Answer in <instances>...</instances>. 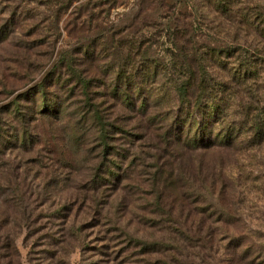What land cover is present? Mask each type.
Segmentation results:
<instances>
[{"label": "rangeland", "instance_id": "1", "mask_svg": "<svg viewBox=\"0 0 264 264\" xmlns=\"http://www.w3.org/2000/svg\"><path fill=\"white\" fill-rule=\"evenodd\" d=\"M183 51L225 92L233 144L178 136ZM124 75L144 109L121 102ZM254 121L264 132V0H0L2 261L264 264Z\"/></svg>", "mask_w": 264, "mask_h": 264}, {"label": "trees", "instance_id": "2", "mask_svg": "<svg viewBox=\"0 0 264 264\" xmlns=\"http://www.w3.org/2000/svg\"><path fill=\"white\" fill-rule=\"evenodd\" d=\"M178 50L180 49L178 48ZM192 56L195 58L194 62L200 58V55ZM177 61L181 62L179 67ZM171 62L172 68L177 70L176 73L178 75L177 80L173 83V91L179 102V107L182 108V112L185 110V118L179 121L175 120L178 136L185 138L186 144L191 148L209 149L213 146H222L223 144L225 146L227 144L228 146L233 144L242 134L241 127H238L235 134L234 131L232 132L233 128L218 130L217 127L227 122V115L223 107L224 103L220 98V94L225 93L221 86H209L208 78L211 76L208 75L200 62L198 67H195V65L193 67L192 61L185 51L181 54L180 59L179 57L178 60L171 59ZM156 68L157 66L155 65L153 69L146 71L143 75V80L154 79L157 76ZM126 76L124 75L125 83H121L122 77L118 79L121 84L117 85V92L121 102L132 105L129 101L131 99L129 93L136 92L139 96L138 102H140V108L144 109L149 104V100H151L150 96L142 99L141 94L143 91L141 87L132 84L133 81ZM14 113L20 114L18 106L14 108ZM251 128L255 131L254 135L258 136L263 133V138V128L258 122L254 121ZM169 132L172 133V127L169 129ZM21 138L22 143H24L25 135ZM101 139L104 141L105 148H107L108 146L105 143L107 136L103 135ZM5 241L7 248L11 249V260L12 256L17 252L15 243L8 234L5 235ZM2 259L4 257L0 255V264H4ZM9 264H13L12 260Z\"/></svg>", "mask_w": 264, "mask_h": 264}]
</instances>
